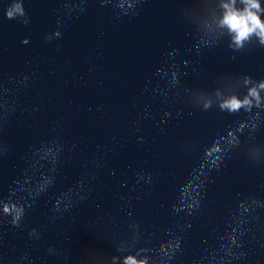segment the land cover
I'll use <instances>...</instances> for the list:
<instances>
[{
    "label": "water",
    "instance_id": "water-1",
    "mask_svg": "<svg viewBox=\"0 0 264 264\" xmlns=\"http://www.w3.org/2000/svg\"><path fill=\"white\" fill-rule=\"evenodd\" d=\"M200 3L0 0V264H264V44Z\"/></svg>",
    "mask_w": 264,
    "mask_h": 264
},
{
    "label": "clouds",
    "instance_id": "clouds-1",
    "mask_svg": "<svg viewBox=\"0 0 264 264\" xmlns=\"http://www.w3.org/2000/svg\"><path fill=\"white\" fill-rule=\"evenodd\" d=\"M192 22L199 30L209 29L210 24L225 30L230 36L231 47H243L246 40L256 36L264 44V0H219L216 8L210 9L206 0H201L198 6L190 8ZM55 35L59 36L57 31ZM51 39V37H49ZM209 46L211 39L202 41ZM239 106L238 101L231 105L232 109ZM204 107H208L205 103ZM84 264H145L138 260L131 252L125 255H113L105 259L101 254L90 251L85 257Z\"/></svg>",
    "mask_w": 264,
    "mask_h": 264
},
{
    "label": "snow or ice",
    "instance_id": "snow-or-ice-1",
    "mask_svg": "<svg viewBox=\"0 0 264 264\" xmlns=\"http://www.w3.org/2000/svg\"><path fill=\"white\" fill-rule=\"evenodd\" d=\"M9 15H11V13H9Z\"/></svg>",
    "mask_w": 264,
    "mask_h": 264
}]
</instances>
